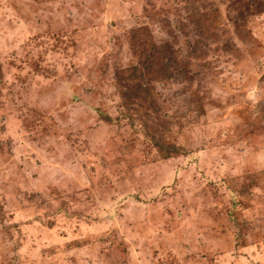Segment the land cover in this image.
Listing matches in <instances>:
<instances>
[{
    "label": "rangeland",
    "instance_id": "obj_1",
    "mask_svg": "<svg viewBox=\"0 0 264 264\" xmlns=\"http://www.w3.org/2000/svg\"><path fill=\"white\" fill-rule=\"evenodd\" d=\"M0 264H264V0H0Z\"/></svg>",
    "mask_w": 264,
    "mask_h": 264
},
{
    "label": "trees",
    "instance_id": "obj_2",
    "mask_svg": "<svg viewBox=\"0 0 264 264\" xmlns=\"http://www.w3.org/2000/svg\"><path fill=\"white\" fill-rule=\"evenodd\" d=\"M153 72H155V71H153ZM130 88L132 89V86H130ZM133 88H134V87H133ZM139 112H140V111H139ZM171 146H172L173 148H175L174 145H171Z\"/></svg>",
    "mask_w": 264,
    "mask_h": 264
}]
</instances>
